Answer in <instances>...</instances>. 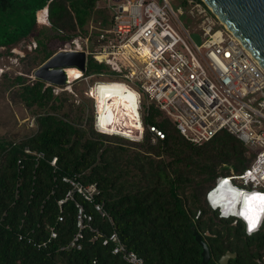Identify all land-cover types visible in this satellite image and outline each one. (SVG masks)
Listing matches in <instances>:
<instances>
[{
  "label": "trees",
  "instance_id": "1",
  "mask_svg": "<svg viewBox=\"0 0 264 264\" xmlns=\"http://www.w3.org/2000/svg\"><path fill=\"white\" fill-rule=\"evenodd\" d=\"M95 1L38 0L26 25L0 39V46L27 37L36 28L37 11L46 5L55 37L71 40L78 27L86 29ZM13 3L0 0V11ZM66 28L76 29L75 33ZM39 43L47 47L43 40ZM53 53H46V59ZM103 69L89 56L85 75ZM43 82L38 79L22 84V97L28 106L44 110L50 100L60 98L53 86L45 88ZM61 107L62 102L53 103L50 110L40 113L38 130L32 135L18 140L0 138V264H93L94 259L98 264H132L114 254L111 245L93 240L89 230L82 249H62L77 228L73 201L64 204V220L58 221V200L69 188L62 182L63 175H79L83 183L98 184V199L105 203L112 222L85 203L94 214V227L105 233L117 230L127 248L145 264H202V246L195 238V229L204 234L211 262L231 251L236 256L227 264H263L264 231L248 235L242 221L233 224V218L219 217L205 198L219 176L243 172L251 164L248 148L236 135L223 129L209 141L195 144L166 117L160 120L163 114L152 108L144 122L158 127L164 137L146 127L145 140L132 150L125 137H112V142L105 144V134L92 122L89 130L97 139L90 135L83 139L86 127L51 112ZM150 135L159 141L157 146L150 144ZM27 146L44 152L45 157L26 154ZM54 156L58 157L57 170L51 165ZM187 189H191L189 193ZM202 196L206 205L201 204ZM219 222L224 223L223 228L215 227ZM49 226L56 227L58 237L39 248L34 242L48 237ZM20 233L26 238L20 239Z\"/></svg>",
  "mask_w": 264,
  "mask_h": 264
},
{
  "label": "built area",
  "instance_id": "2",
  "mask_svg": "<svg viewBox=\"0 0 264 264\" xmlns=\"http://www.w3.org/2000/svg\"><path fill=\"white\" fill-rule=\"evenodd\" d=\"M174 2H178L177 9ZM106 9L103 19H93L85 30L78 27L76 36L60 50L85 51L88 58L91 56L104 66L101 72L91 73L88 78H94L95 83L102 81L99 77L120 78L105 82H126L137 93L143 118L152 108L159 110L192 143L203 144L223 129L236 135L254 154L253 161L243 172L219 176L205 198L219 217L233 218L235 224L242 221L248 235L264 231V214L251 231L248 218L238 214L244 204L243 196L264 195V68L221 25L203 0H107ZM179 15H187L202 32L204 41L201 44L193 41L194 49L170 23L173 19L181 24ZM87 69L88 61L83 75ZM51 85L58 91L60 85ZM146 127L164 137L158 127ZM24 151L37 159L45 157L44 152L29 146ZM51 165L58 169L57 156L51 159ZM62 182L69 188L58 200V221L64 220V204L73 201L77 227L62 249H82L85 232L89 230L93 232V240L111 245L112 252L127 262L145 264L135 251L127 248L117 230L105 233L94 227V214L86 204L112 222L105 203L98 199L100 188L96 182L83 183L79 175H63ZM224 184L225 195L235 192L240 202L228 197L220 200L216 191ZM224 203H229V213H225ZM48 228V237L34 242L39 248L47 247L58 237L55 226ZM19 237L26 238L22 233ZM93 264H98L96 259Z\"/></svg>",
  "mask_w": 264,
  "mask_h": 264
},
{
  "label": "rangeland",
  "instance_id": "3",
  "mask_svg": "<svg viewBox=\"0 0 264 264\" xmlns=\"http://www.w3.org/2000/svg\"><path fill=\"white\" fill-rule=\"evenodd\" d=\"M37 1L38 0H14L12 7L5 11H0V39H3L4 36L12 32L20 31L26 25L33 13L34 5ZM106 1L107 0L95 1L91 17L85 25L86 28L93 19L100 20L106 16ZM66 3L68 7H70V2L67 1ZM173 7L177 9L178 2H174ZM47 9H49V5L37 11V17L39 18H37L36 28L27 37L20 39L12 45L0 46V138L4 137L10 140H18L32 135L38 130V115L43 113L46 109H49V106L53 103L58 105L62 102V107L59 110H51V112L71 120L76 123V125L82 126L83 128L86 127V133L83 139L89 135V137L97 139V136L91 134L89 130V123L92 122L95 125V116L98 117L96 98L88 94L89 87L95 84L94 78H88L87 75H83L67 85H60L59 88H56L58 91H54L55 95H58L60 98L57 99V101L53 99L50 100L48 106L44 110L37 105L28 106L22 97V84H32L38 80L35 79L33 74L34 71L47 60L46 53H56L67 41L55 37V30L52 29ZM43 11L47 13L46 19L40 17ZM179 19L183 26L173 19L170 23L177 28L179 33L194 49L193 41L197 44H201L204 41L202 32L196 29V24H194V21L187 15H179ZM66 30L67 32L75 33L76 29L66 28ZM186 30L190 33L192 40L188 37ZM39 39L46 43V48L39 43ZM18 77H22V80H17ZM111 78L120 79L116 76H112L110 78L99 77V80L107 81ZM43 83L45 88L52 86L48 82L44 81ZM131 84L134 87H138L134 83ZM93 98H95V100ZM139 112L143 125V136L137 140L128 138L129 142H127V145H129L132 150L140 148L139 144L142 143L148 135L144 118L141 115L143 112L142 110ZM164 118V115L159 116L160 120ZM33 121L35 122L33 123ZM36 125L37 127H35ZM95 128L98 132L103 133L98 127L95 126ZM104 134L105 136L102 139L105 144L108 142L111 143L112 141L109 139L112 137H124L117 134ZM158 143L159 141L157 138L154 137V135H150V144L157 146ZM249 153V160L253 161L254 156L250 151ZM190 190L191 189H187V193H189ZM201 204L206 205L204 196L201 197ZM210 214L211 212L208 213L207 216ZM232 223L235 224L234 220ZM223 226L224 223L222 224L219 222L215 227L223 228ZM261 260L264 264V250Z\"/></svg>",
  "mask_w": 264,
  "mask_h": 264
},
{
  "label": "water",
  "instance_id": "4",
  "mask_svg": "<svg viewBox=\"0 0 264 264\" xmlns=\"http://www.w3.org/2000/svg\"><path fill=\"white\" fill-rule=\"evenodd\" d=\"M203 1L264 68V0ZM87 61L85 51L59 50L38 67L33 76L50 84L67 85L70 83L67 69L77 67L83 73ZM95 126L97 127L96 116ZM194 235L202 246V264H227L230 257L236 256L235 252L228 251L219 261L211 262V253L204 234L195 229Z\"/></svg>",
  "mask_w": 264,
  "mask_h": 264
},
{
  "label": "bare ground",
  "instance_id": "5",
  "mask_svg": "<svg viewBox=\"0 0 264 264\" xmlns=\"http://www.w3.org/2000/svg\"><path fill=\"white\" fill-rule=\"evenodd\" d=\"M46 16V11H43L40 15L42 19H46ZM67 73L70 82L83 75L77 68H69L67 69ZM88 94L96 98L98 115L96 123L101 131L136 140L143 136L138 96L126 82L120 80L96 82L88 89ZM224 188L225 184L224 186L221 185L216 191V194L219 193L220 200L228 197L230 201L240 202L237 193L230 191L227 192L226 196ZM253 195L243 196L244 204L241 210L238 211V214L243 218H247L249 214L255 213L259 221L264 214V201H261L259 198L249 199ZM223 209L227 213L230 210L229 203H224ZM234 212L237 213L236 209H234Z\"/></svg>",
  "mask_w": 264,
  "mask_h": 264
},
{
  "label": "snow or ice",
  "instance_id": "6",
  "mask_svg": "<svg viewBox=\"0 0 264 264\" xmlns=\"http://www.w3.org/2000/svg\"><path fill=\"white\" fill-rule=\"evenodd\" d=\"M259 198L261 201H264V195L254 194L253 197H250L249 199H256ZM248 221H249V231L254 229L257 226L258 223V216L255 213H251L248 215Z\"/></svg>",
  "mask_w": 264,
  "mask_h": 264
}]
</instances>
